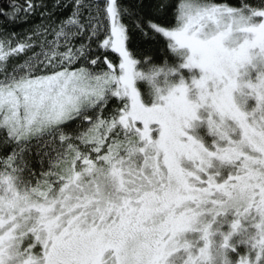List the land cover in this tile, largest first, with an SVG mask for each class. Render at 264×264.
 Instances as JSON below:
<instances>
[{"label":"snow or ice","instance_id":"1","mask_svg":"<svg viewBox=\"0 0 264 264\" xmlns=\"http://www.w3.org/2000/svg\"><path fill=\"white\" fill-rule=\"evenodd\" d=\"M138 7L150 104L123 0H0V264H264V0Z\"/></svg>","mask_w":264,"mask_h":264},{"label":"trees","instance_id":"2","mask_svg":"<svg viewBox=\"0 0 264 264\" xmlns=\"http://www.w3.org/2000/svg\"><path fill=\"white\" fill-rule=\"evenodd\" d=\"M155 0H123V3L127 4L131 9L130 12H125L124 20L129 25V29L132 35L136 38V50L138 51L139 63L137 67H147L148 65L155 63H167L174 67H178L179 71L172 74V78L174 80H179L181 74H183L186 78L191 74H197L198 71L195 66L189 69L187 66L182 64L183 57L179 54V52H173L166 44L163 37L153 36L151 34L145 36L141 31L135 26L134 17H138L142 22L146 20L147 17L152 15V11L147 8H139L138 5L142 3H154ZM173 5V9L176 4H178L179 0H170ZM230 3L238 4L240 0H229ZM170 21L174 23V14L170 16ZM186 53V49H183ZM105 55H109L114 62L118 63L116 60V54L113 52L104 53ZM147 57V59H145ZM135 85L138 89L140 97L145 103H152L156 99L151 94L148 89L145 81L143 79H137L135 81ZM198 131L203 133L205 128L201 125L198 128Z\"/></svg>","mask_w":264,"mask_h":264},{"label":"clouds","instance_id":"3","mask_svg":"<svg viewBox=\"0 0 264 264\" xmlns=\"http://www.w3.org/2000/svg\"><path fill=\"white\" fill-rule=\"evenodd\" d=\"M170 49L173 52H179L181 56L188 54L187 52L185 53L183 51L185 48L182 45H177L175 48ZM135 59L137 62L133 66L134 86L136 87L135 81L137 79H143L156 100L174 90L177 83H179V80L177 81L172 78V74L179 71L178 67H174L167 63L155 62L148 65L147 67H137V64L139 63V57H136Z\"/></svg>","mask_w":264,"mask_h":264},{"label":"rangeland","instance_id":"4","mask_svg":"<svg viewBox=\"0 0 264 264\" xmlns=\"http://www.w3.org/2000/svg\"><path fill=\"white\" fill-rule=\"evenodd\" d=\"M186 49V48H185ZM186 51H187V49H186ZM196 68H197V71H198V74H199V71H200V69L198 68V66H195Z\"/></svg>","mask_w":264,"mask_h":264}]
</instances>
